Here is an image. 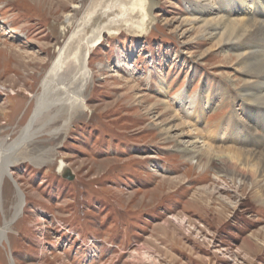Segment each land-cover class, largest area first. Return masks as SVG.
<instances>
[{"label": "rangeland", "instance_id": "1", "mask_svg": "<svg viewBox=\"0 0 264 264\" xmlns=\"http://www.w3.org/2000/svg\"><path fill=\"white\" fill-rule=\"evenodd\" d=\"M72 3L80 7L73 11ZM114 3L0 0V142L27 125L42 77L80 18L86 31L94 21L108 25L86 60V109L28 140L25 160L19 155L10 166L24 204L16 218L15 185L8 176L0 184V226L9 223L0 264H264V203L251 178L240 186L236 174L186 161L168 140L180 121L161 102L215 147L262 151V114L250 111L253 104L246 112L239 86L226 80L239 77L236 60L204 39L198 24L183 22L193 16L185 0H156V20L140 34L115 28ZM183 95L197 98L198 121L174 103ZM47 150L43 162L28 158Z\"/></svg>", "mask_w": 264, "mask_h": 264}, {"label": "bare ground", "instance_id": "2", "mask_svg": "<svg viewBox=\"0 0 264 264\" xmlns=\"http://www.w3.org/2000/svg\"><path fill=\"white\" fill-rule=\"evenodd\" d=\"M93 1L96 5V0ZM185 3L186 9L193 16L185 17L183 22L189 26L192 25V28L195 24H198L202 28L201 33L204 39L214 40V46L221 53L232 56L236 60L235 67L236 71L239 72V77L227 74L225 75L226 80L231 85L239 86L237 93L239 99L244 103L245 111L249 112L248 107L251 104L256 105L250 111L255 113L258 111L264 118V14L262 15L264 13V0H185ZM114 4L120 9L121 15L118 16L115 28L122 25L124 28L126 26L127 29L140 34L145 32L156 20L153 16L156 0H115ZM71 7L75 11L80 5L72 3ZM98 9L100 8L98 7ZM73 15L71 12L65 13L63 16L64 21L69 22L73 19ZM99 15L101 16L100 13ZM80 20L62 46L58 48L55 59L43 75L40 83V93L33 96L34 107L27 125L21 128L19 135L12 142H0V184L4 176L10 177V166L19 161L20 156L23 155L20 149L24 147L28 140L41 132L50 131V126L55 120H70L77 112L86 109L84 92L90 80L86 60L88 53L98 43L102 32L108 25L94 21L89 28L90 30L86 31V28L83 27L84 18H80ZM116 31L117 29H114L112 33ZM176 31H179V27H176ZM82 32L86 33V37L78 38ZM185 32L183 30L177 34L183 39L185 38ZM188 41L191 40L188 39L186 42ZM203 55H199V57ZM167 91L165 87L161 88V93L166 94ZM218 92L221 94L227 93L225 87H218ZM193 97L179 96L174 99V103L196 122L202 114L204 115V112L194 113L193 108H195L197 98ZM203 100L202 103H205V106L212 105V109L217 105L215 100L210 101V104L208 97L203 98ZM161 102L165 106L162 109L165 112H172V117H178L180 121L178 125L181 128L180 131L168 137V140L175 143L173 147L175 151L180 152L186 161L193 163L200 171L216 167L222 173L224 172V176L229 172L240 176V186L245 185L244 181L241 183V178L250 177L251 189L256 194L257 199L264 203V149L256 152L234 146L215 147L208 142L207 137L195 133L197 132L195 123L183 121L179 114L168 106L167 102ZM230 114L233 115V112ZM231 115L227 116L226 120L231 121L232 117L234 118ZM221 122L219 121L217 124H222ZM170 128H172L171 125L167 126V129ZM184 136L188 139H183ZM17 150L18 155L16 154ZM49 150L28 158L33 159L36 163L43 162L52 149ZM23 158L25 160V157ZM58 170L63 172L64 164H60ZM214 177L215 180L219 178L216 175ZM12 181L17 194V200L13 206V218H16L24 204L21 191L14 183V179ZM8 225L9 223L5 221L3 226H0V243L9 229ZM134 254H138V251L136 250ZM145 256L143 254V257Z\"/></svg>", "mask_w": 264, "mask_h": 264}, {"label": "water", "instance_id": "3", "mask_svg": "<svg viewBox=\"0 0 264 264\" xmlns=\"http://www.w3.org/2000/svg\"><path fill=\"white\" fill-rule=\"evenodd\" d=\"M65 177L67 178V179H69V180H71L73 177H72V175H70L69 173L67 174V175H65Z\"/></svg>", "mask_w": 264, "mask_h": 264}]
</instances>
